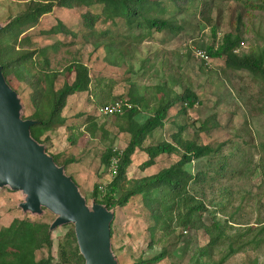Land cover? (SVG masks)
<instances>
[{"label":"rangeland","instance_id":"374dc122","mask_svg":"<svg viewBox=\"0 0 264 264\" xmlns=\"http://www.w3.org/2000/svg\"><path fill=\"white\" fill-rule=\"evenodd\" d=\"M18 1L20 0H0L2 26L20 9ZM209 1L211 8L206 15L211 23L200 14L203 4L199 3V9L189 8L177 15L184 27L177 36H172L169 31L139 35L133 44L135 49H128L130 43L123 34L115 38L112 34L98 36L85 30L81 15L86 8L75 5V8L59 9L57 6L53 13L40 17L39 21H24V29L29 30V35L34 38V44L25 45V48H48L46 54L49 68L62 72L61 80L68 76L71 79L74 75L70 76L67 71V66L74 60L82 61L90 69V89L73 95L63 111L73 127L47 132L50 136L47 146L51 152L62 155L59 159L61 163L75 158L76 161L69 164L65 174L77 184L81 195L89 203L95 182L102 184L106 173V168L101 163L103 152L109 146L123 150L131 138L120 127V124L127 126L124 119L117 120L115 115L101 116L98 113L99 107L116 100L131 102L134 87L135 95L141 93L150 100V106L143 108L140 105L142 109L135 116V120L142 123L151 115V108L158 101L157 97L155 100L156 92H161L157 89L158 84H168L171 82L170 77H173L177 84L170 83L169 87H173L176 93L190 87L199 101L181 113L182 103H177L169 110L165 126L150 134L143 146L155 145L160 141L171 142V134L178 130L179 125L194 121L197 129L202 122L208 121V128L201 130L199 136L195 135L192 127L189 128V135L191 138L196 137L201 143L213 146L222 144V153L228 157L230 166L226 176L206 187L205 197L198 195V200H203L210 210H216L219 218L233 216V222H230L234 226L230 230L231 234L242 232L249 235L251 226L260 228L264 222V80L249 72L227 67L223 59L209 56L208 60H201L195 56L194 51L204 50L197 43L213 44L225 32L232 30L231 23L236 20L238 13L242 14L244 34L243 43L238 50L248 52L251 48L264 46V9H242L234 0ZM178 4L186 8L188 2L179 1ZM93 8L97 12L101 10L98 6ZM58 20L65 22V26L72 32H77V36L63 30L58 32ZM102 27L97 25L99 33ZM213 28L216 29L215 40L212 37ZM53 30L57 33L52 32ZM123 31L127 30L122 29ZM141 36L143 37L140 38ZM96 42H100V45L96 46ZM105 42L111 44L110 48L105 46ZM114 58L120 63L112 64L111 60H115ZM146 58L147 63L142 67V60ZM37 59L42 60V56ZM12 82L18 85L16 81ZM17 90L22 101V115L27 117L34 110L31 86L23 83ZM165 99L167 100L163 95L159 96V101L165 102ZM91 117L96 120L94 135L87 131L93 127ZM147 159V153L138 148L128 167V178L138 179L154 174L177 161L179 155H161L154 166L142 168ZM200 165L196 160L189 169L196 172ZM223 188L227 189L226 192L222 191ZM211 199L214 200L213 205L209 203ZM25 200L26 195L21 190L0 188V227L9 225L13 219L23 218L26 214L49 222L56 218V214L48 208L41 214L24 213L21 206ZM202 221L209 225L213 221V215L205 212ZM175 222L176 220L170 230L158 227L155 243L148 248L152 239L150 227L153 220L143 197L137 195L126 207L117 208L112 248L119 264H137L163 250L167 254L157 264H194L211 259L216 262L222 260L221 264H246L252 259H258L259 263L264 264V245L260 249L248 246L236 254H229L227 242L222 241L211 251V258L201 256V250L209 242L204 228L185 229L176 226ZM67 229L68 226L59 225L53 230L54 256L57 255V242L63 238Z\"/></svg>","mask_w":264,"mask_h":264},{"label":"trees","instance_id":"16d2710c","mask_svg":"<svg viewBox=\"0 0 264 264\" xmlns=\"http://www.w3.org/2000/svg\"><path fill=\"white\" fill-rule=\"evenodd\" d=\"M179 1L186 0H20L18 1L20 9L16 14L11 15V19L2 28H0V65L2 73L9 86L15 90L18 98V86L27 83L31 86V102L33 112L23 117L35 121L30 127L31 138L44 146V150L54 160L57 166L63 167L64 171L69 164L75 162V158L66 159L62 163L59 161L62 155L53 153L47 146L50 137L48 131H53L57 127L65 124L66 119L62 115L67 104V99L71 95L88 91L92 84L90 69L87 64L80 60H74L67 66L72 80L60 79L62 72L50 69V63L46 51L48 48H32L25 45H33L34 38L29 35L27 29H24V21L34 19L39 21L40 17L54 12L58 6L59 9L75 8V5L86 8L82 13L83 26L85 30L92 31L91 34L98 36L123 34L129 40L128 49L134 48L133 44L139 35L153 34L154 32L169 31L172 36H177L184 29L177 15L185 10L192 8L199 9L202 17L210 22L206 14L210 12L211 1L209 0H187V7H182ZM238 2L242 9L263 10L264 0H234ZM100 7V11H94L93 7ZM171 13L172 15H170ZM169 14V15H167ZM236 20L231 23L232 30L225 32L217 42L203 45L197 43L200 49L213 59H223L227 67L238 71L249 72L254 76L261 77L264 80V46L251 48L248 52L239 51L243 43L244 34L242 29V14L236 15ZM59 21V30L77 36V32H72L65 26V22ZM211 23V22H210ZM100 28V33L96 29ZM122 29L127 30L123 31ZM34 30V28L32 29ZM37 31V30H36ZM52 32H56L53 30ZM25 33V34H24ZM28 33V34H27ZM22 35L24 38H22ZM141 36L140 38H142ZM214 40L216 39V29L213 28ZM113 40V39H112ZM96 46L100 42L95 43ZM111 44L105 42V46L110 48ZM127 49V47H126ZM135 49V48H134ZM123 54L122 52H120ZM42 56L41 59H37ZM115 59V58H114ZM118 60V59H117ZM111 60L112 64H118L120 61ZM147 58L142 60V67H145ZM34 70H37L36 72ZM171 82L159 83L156 92L158 101L152 106L151 115L142 123L135 120L142 108L150 106V100L144 94L135 95V90L131 92V108H126L123 114H117L116 119H124L126 125H121V129L131 135L130 140L123 150L115 149L112 146L106 148L101 156L102 165L107 168L110 165L113 156H119V166L116 176L104 188L101 189V183L95 182L91 191V203L85 199L88 206L95 204L101 205L111 214V251L113 257L119 264L117 256L112 248V237L115 230L116 209L126 207L129 201L141 195L144 199L145 207L151 212L153 224L150 227L152 239L148 248L153 247L155 232L158 227L163 230H170L172 223L176 220V226L182 228H204L209 236V242L201 250V256L211 258V251L222 241L227 242L229 254H236L245 250L248 246L260 249L264 245V222L260 228L251 226L249 232L252 236L245 235L242 232L231 234L230 230L234 226L233 216L222 219L217 215L216 210H210L203 200H198L199 196H204L205 188L213 185L216 181L226 176L229 159L223 155L222 147L213 146L208 143H201L197 138H191L189 128H193L196 136L200 131L208 128V121L202 122L196 129V122L185 125H179L178 130L171 134L172 141H160L155 145L143 146L145 139L158 128H163L168 119L169 110L175 107L177 103H182L181 111L193 107L199 98L197 94L189 87L181 93H176L170 83L177 84L176 79L170 77ZM16 81L18 85H14ZM167 98L165 102L159 101V96ZM22 104V101L20 99ZM179 113V111H178ZM93 124L88 129L91 135L95 134V118L91 117ZM72 141V140H71ZM74 143V141H72ZM138 148H142L148 155V159L142 164V168L152 167L156 164L157 158L161 155L178 154L179 159L170 166L165 167L158 172L144 176L138 179L128 178V167L132 163V156ZM181 152V153H179ZM201 163L196 172L189 169L193 162ZM103 177V176H102ZM7 187L16 191L9 185ZM226 188L222 191L226 192ZM199 195V196H198ZM85 198V197H84ZM214 204V200H209ZM223 208L222 204H216ZM24 213L41 214L46 207L42 206L40 212L25 210ZM219 209V208H218ZM185 210V211H182ZM205 212L213 215V221L207 225L202 221ZM224 213V211H222ZM56 219V218H55ZM54 219V220H55ZM53 221L45 219H35L26 214L23 218H15L9 225L0 227V264H86L85 258L81 253L78 243L74 223H65L68 226L63 238L57 242V255H53L54 240L52 237ZM14 250V251H13ZM166 250L154 255L151 258L143 259L137 264H157L166 256ZM223 261L215 260L197 261L194 264H221ZM246 264H261L258 259H252Z\"/></svg>","mask_w":264,"mask_h":264},{"label":"water","instance_id":"95a60500","mask_svg":"<svg viewBox=\"0 0 264 264\" xmlns=\"http://www.w3.org/2000/svg\"><path fill=\"white\" fill-rule=\"evenodd\" d=\"M21 109L0 65V186L23 191L25 210L40 212L44 206L55 213L52 228L74 223L86 264H117L111 251V214L101 205H87L64 168L31 138L35 121L22 118Z\"/></svg>","mask_w":264,"mask_h":264},{"label":"built area","instance_id":"2783aa9c","mask_svg":"<svg viewBox=\"0 0 264 264\" xmlns=\"http://www.w3.org/2000/svg\"><path fill=\"white\" fill-rule=\"evenodd\" d=\"M195 56L199 59L208 60L209 55L204 50H195ZM133 105L126 100H116L115 102L105 104L99 107L98 113L101 116H114L117 114H123L126 108H131ZM118 149V148H115ZM119 156H113L110 162L109 167L106 168L105 176L103 177V182L100 185L101 189H104L116 176L119 166Z\"/></svg>","mask_w":264,"mask_h":264},{"label":"crops","instance_id":"0c3cea01","mask_svg":"<svg viewBox=\"0 0 264 264\" xmlns=\"http://www.w3.org/2000/svg\"><path fill=\"white\" fill-rule=\"evenodd\" d=\"M75 95H77V94H75ZM73 95H71V96H69L68 97V99H67V104H68V102L70 101V98L72 97ZM67 104H66V106H65V108L67 107ZM64 108V109H65ZM64 111V110H63ZM62 115H63V113H62ZM64 116V115H63ZM64 118L66 119V122H65V124H63V125H61V126H59V127H57L56 129H58L56 132H58L60 129H65V130H67L68 128H72L73 126V124H71L70 125V119L69 118H66L65 116H64ZM96 121V120H95ZM54 131V130H53ZM53 131H50V132H53ZM48 135V134H47ZM50 137V136H49Z\"/></svg>","mask_w":264,"mask_h":264}]
</instances>
